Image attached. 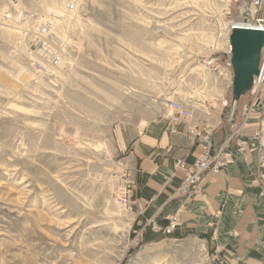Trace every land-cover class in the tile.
I'll list each match as a JSON object with an SVG mask.
<instances>
[{
  "label": "rangeland",
  "instance_id": "rangeland-1",
  "mask_svg": "<svg viewBox=\"0 0 264 264\" xmlns=\"http://www.w3.org/2000/svg\"><path fill=\"white\" fill-rule=\"evenodd\" d=\"M69 1L0 0V264H228L196 234L140 244L119 202L132 176L118 127L151 124L173 99L226 100L225 121L238 118L252 94L235 103L231 27L252 0ZM41 51L61 57L57 75ZM254 109L264 143V86Z\"/></svg>",
  "mask_w": 264,
  "mask_h": 264
},
{
  "label": "crops",
  "instance_id": "crops-1",
  "mask_svg": "<svg viewBox=\"0 0 264 264\" xmlns=\"http://www.w3.org/2000/svg\"><path fill=\"white\" fill-rule=\"evenodd\" d=\"M221 104V109L197 110L194 120L201 133H209L212 153L242 124L241 110L240 118L228 125L229 116L225 121L223 115L226 100ZM168 112L142 128L118 127L122 146L130 147L134 219L138 224L168 221L183 205L180 228L211 233V242L226 263L264 264V182L260 141L255 138L262 112L253 113L255 116L242 127L244 138L250 141L247 150L237 152L236 141L229 144L227 165L219 173H208L199 191L185 203L177 193L184 174L177 162L183 159L192 165L203 146L199 137L188 132L190 123L173 126Z\"/></svg>",
  "mask_w": 264,
  "mask_h": 264
},
{
  "label": "built area",
  "instance_id": "built-area-1",
  "mask_svg": "<svg viewBox=\"0 0 264 264\" xmlns=\"http://www.w3.org/2000/svg\"><path fill=\"white\" fill-rule=\"evenodd\" d=\"M74 2L76 3V0H70L67 3L68 10L76 9V4H74ZM263 10H264V0H252L249 4H246L245 7H242L243 14L244 12L247 14L242 22L259 25L260 27H262L264 31V14L263 12H261ZM255 15H259V16L255 17ZM50 24L51 23H44L42 26L40 25L37 29L38 38L47 47H49V43L51 41H54L55 39L53 32L49 29ZM41 48L42 47L39 45V50ZM43 54H45L46 56H44ZM40 56L44 61H46L43 62V64L39 65L41 71L48 76L57 75L62 63L61 57L57 55V57L51 63H49L50 61L47 59V57L48 58L50 57L44 51L40 52ZM263 58H264V53H263ZM263 86H264V64L261 73L255 76L254 85L253 88L251 89L252 99L243 106L242 114L244 116V122L239 127L238 131H240L244 126V124L248 122L251 113H253V111L255 110L254 107L258 102L259 92ZM168 108H169L168 119L170 123L173 126H180L190 123L188 127V132L192 135L199 137L200 142H202V146H203L201 155L192 165L188 166L185 160L183 159H180L177 162V167L184 170L182 183L177 193L182 198L183 203H185L189 197H191L194 193L199 191L200 184L208 173H219L227 165V153H226L227 147L229 145V142L234 139L236 132L230 134V136L226 139L225 143H223L216 152L212 153L211 151L212 143L209 138V133L208 132L204 134L201 133L198 128L199 126L197 125V123L194 122L197 114L196 109L187 101L180 99H173L168 101ZM233 115H234V110L231 112L229 116V120H233ZM259 135L260 132L258 131L255 135V138L257 137L258 139ZM235 141L238 145L237 152L246 151L248 145L250 144V141L245 139L244 136L241 135V133L238 139L235 138ZM258 153H259L260 166L263 171L261 174V178L264 179V143L262 141H260ZM133 195H134L133 182L130 179L128 185H126L125 187L123 195L119 199V202L122 205H129L130 207H132ZM182 211H183V205L179 208V210L175 214L171 215L166 225H161L156 220H150L146 224L141 223V225L143 224V228L140 230L141 231L140 233L144 231L146 226H150L153 230L162 232L166 235L172 233L176 229V227L180 226L181 224L179 218Z\"/></svg>",
  "mask_w": 264,
  "mask_h": 264
},
{
  "label": "water",
  "instance_id": "water-1",
  "mask_svg": "<svg viewBox=\"0 0 264 264\" xmlns=\"http://www.w3.org/2000/svg\"><path fill=\"white\" fill-rule=\"evenodd\" d=\"M232 43L233 94L236 103L245 92V86L249 84V90L253 88V74L255 73L256 76L260 71L258 62L260 53L264 49V31L234 26Z\"/></svg>",
  "mask_w": 264,
  "mask_h": 264
},
{
  "label": "trees",
  "instance_id": "trees-1",
  "mask_svg": "<svg viewBox=\"0 0 264 264\" xmlns=\"http://www.w3.org/2000/svg\"><path fill=\"white\" fill-rule=\"evenodd\" d=\"M220 56H221V60L223 62L227 60L226 59L227 55H226L225 52H223ZM230 66H231V69L233 70V65H232L231 61H230ZM237 115H238V113H237V109H236L234 111V117H235L234 119H236ZM157 221L161 225H166L168 223V221L161 220V219H157ZM188 234H196V235H198L199 237H201L203 239H209V240L211 239V233H202V232H199V231H196V230H193V229H183V228H180V226H177L176 229L172 233H170L168 236L175 237V238H183V237H185ZM142 235L143 236L141 237L140 244H144V243H148V242H152V241H159V240L163 239L164 237H166L165 234H163L162 232L153 230L150 226H146L145 227ZM133 251H131V252H133Z\"/></svg>",
  "mask_w": 264,
  "mask_h": 264
},
{
  "label": "bare ground",
  "instance_id": "bare-ground-1",
  "mask_svg": "<svg viewBox=\"0 0 264 264\" xmlns=\"http://www.w3.org/2000/svg\"><path fill=\"white\" fill-rule=\"evenodd\" d=\"M238 22V21H236ZM239 25H237V27H240V28H248V29H254V30H257V31H262V27H260L259 25H256V24H251V23H244V22H238ZM233 27H231V30H232ZM232 52V50H231ZM262 68H263V65L261 66L260 68V71L258 73V75L261 73L262 71ZM248 103V102H247ZM246 104V103H245ZM244 106V105H243ZM243 106H242V112H243ZM234 110V109H233ZM232 110V111H233ZM231 111V112H232ZM233 119H234V115H233ZM35 264V263H34Z\"/></svg>",
  "mask_w": 264,
  "mask_h": 264
}]
</instances>
